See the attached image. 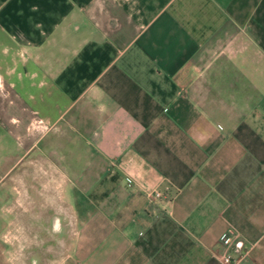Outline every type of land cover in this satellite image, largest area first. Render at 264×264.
<instances>
[{"label":"crops","instance_id":"obj_1","mask_svg":"<svg viewBox=\"0 0 264 264\" xmlns=\"http://www.w3.org/2000/svg\"><path fill=\"white\" fill-rule=\"evenodd\" d=\"M27 168L60 264H264V0H0V216Z\"/></svg>","mask_w":264,"mask_h":264},{"label":"rangeland","instance_id":"obj_2","mask_svg":"<svg viewBox=\"0 0 264 264\" xmlns=\"http://www.w3.org/2000/svg\"><path fill=\"white\" fill-rule=\"evenodd\" d=\"M4 141L7 149L12 150V140L7 137ZM31 169L27 168L26 178L21 184L22 203L18 201L19 206H15L14 201H7L2 206L7 216H0V264H60L68 253L74 234V217L60 207L52 216L30 214L34 201L30 199L29 192L37 191L43 198L46 196L45 176L35 178L39 180L36 190L35 184L29 182L30 174L35 172ZM54 203L61 201L55 200ZM1 204L2 201L0 208ZM41 211L38 209V213Z\"/></svg>","mask_w":264,"mask_h":264},{"label":"built area","instance_id":"obj_3","mask_svg":"<svg viewBox=\"0 0 264 264\" xmlns=\"http://www.w3.org/2000/svg\"><path fill=\"white\" fill-rule=\"evenodd\" d=\"M154 196H159V192H154ZM235 241L233 240V236L228 238L226 236H221L217 239V244L220 245L221 252L219 255V259L221 260L222 263L224 264H237L239 260L242 258L243 255H238L236 257H232L229 254V248H233L235 246Z\"/></svg>","mask_w":264,"mask_h":264}]
</instances>
